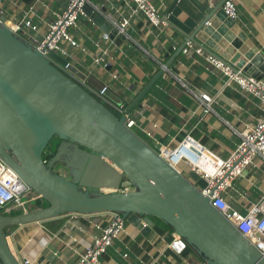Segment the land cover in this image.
I'll list each match as a JSON object with an SVG mask.
<instances>
[{"label": "water", "instance_id": "water-1", "mask_svg": "<svg viewBox=\"0 0 264 264\" xmlns=\"http://www.w3.org/2000/svg\"><path fill=\"white\" fill-rule=\"evenodd\" d=\"M211 1L179 52L193 42L233 73L264 81V55L225 13V0ZM84 10L110 38L126 39L100 12L89 5ZM30 40L0 24V156L48 206L15 215L0 207V264H22L9 244L8 227L64 213L106 212L121 213L144 234H163L154 219L163 220L172 229L170 238L176 232L181 246L190 245L209 264H264L261 252L199 192L196 186L207 183L197 171L178 172L157 153V143H147L125 125L126 115L58 68L54 61L71 67L66 58L54 51L45 56ZM165 71L160 68L144 83L126 114L140 106ZM55 137L61 141L46 162L44 150ZM182 152L198 158L180 146L177 153ZM58 163L66 164L69 178L54 172ZM126 187L131 189L119 191Z\"/></svg>", "mask_w": 264, "mask_h": 264}, {"label": "crops", "instance_id": "crops-1", "mask_svg": "<svg viewBox=\"0 0 264 264\" xmlns=\"http://www.w3.org/2000/svg\"><path fill=\"white\" fill-rule=\"evenodd\" d=\"M66 1L0 0V11L8 20H15L34 6L35 12L30 16L39 29H26L24 35L42 37L48 23L54 20V13L62 10ZM151 1L164 22L159 27L143 13L135 12L132 0H92L108 20L128 18L129 37L123 41L115 39L107 56L102 53V48L106 47L102 40L104 31L92 24L86 14L82 15L78 26L71 29L79 45H68L70 55L67 59L74 68L75 78L94 90L106 86L105 103L128 107L138 90L144 88V83L160 68L166 69L148 96L130 114L136 120L134 131L147 143H157L156 150L162 146L175 149L191 134L209 151L227 159L241 141L240 132L253 126L262 115L261 100L235 81L228 84L229 77L223 68L208 60L206 52H197L200 47L193 42L189 53L179 52L186 35H193L205 18L207 8L212 6L211 0ZM236 5V21L264 55V0H237ZM102 7H106V11ZM214 47L219 44L215 43ZM96 56H101L108 66L96 64ZM194 93L198 96L209 94L214 100L208 106ZM199 163L203 168L208 167L204 160ZM58 164L68 174L66 164ZM113 189L104 188L105 191ZM263 193L264 162L258 158L234 179L226 195L237 209L246 212L247 205L260 200ZM154 220L163 234L154 230L144 234L126 220L125 231L101 256L100 264H198L202 261L190 245L179 244L181 238L176 232L173 231L170 238L172 229L163 220ZM106 221V213H64L54 219L11 227L7 229V236L20 260L25 256L36 260L32 264H73L79 255L67 247L70 236L78 237L76 248L83 250V246L90 243L91 235L98 232L96 224L105 225ZM176 240L178 242L173 244Z\"/></svg>", "mask_w": 264, "mask_h": 264}, {"label": "built area", "instance_id": "built-area-1", "mask_svg": "<svg viewBox=\"0 0 264 264\" xmlns=\"http://www.w3.org/2000/svg\"><path fill=\"white\" fill-rule=\"evenodd\" d=\"M132 1L135 4V12L143 13L153 25L159 27L164 23L158 8L151 0ZM236 1L237 0H225L223 4L225 13L234 20L238 19ZM89 4H92L91 7L93 11L100 12L99 9L95 7V4L92 3V0H67L62 10L54 13V20L48 23V29L44 35L42 37H31L30 41L33 46L40 50L45 56H48L50 52L54 51L67 59L70 55L68 45L71 47H77L79 45L78 41L71 33V29L78 26V22L82 15L86 14L84 10L85 6ZM34 9V6L31 7L22 18L15 20L6 19V21L2 19L4 15L3 12L0 11V24L6 25L13 33L21 36H24L26 29L38 31V25L34 23L30 16L31 12H35ZM89 20L94 24L91 17H89ZM111 22L118 29L119 35H124L126 38L129 37L127 29L130 25V20L128 18ZM102 40L106 43V47L102 48V53L108 56L111 47L115 44V39L110 38L108 34L104 33ZM97 45L100 46V44ZM193 47L194 45L188 42L184 48V52L189 53V50ZM196 50L204 54L202 49L198 48ZM208 56V60L223 68L224 72L229 77L228 84L235 81L240 84L242 89L246 90V92H249L261 100L262 115L253 126L247 127L240 132L241 141L231 151L227 159H222L220 156L209 151L205 146L197 142L191 134H188L177 148L170 149L166 146H162L157 149V153L182 174H184L182 165L197 171L207 183L205 187L196 186L199 192L203 196L208 197L211 205L236 227L264 256V193L260 200L247 205L246 212L237 209L226 195L234 179L241 176L248 166L254 164L256 159L259 158L264 162V81L257 80L253 77H243L237 73H233L229 68L221 65L216 59L210 55ZM94 61L96 64H102L105 68L108 66L101 56H96ZM54 62L58 68L67 72L68 66H63L56 61ZM68 65H71L70 61ZM182 83L186 86V83L183 81ZM82 85L84 86V84ZM85 88L104 102V94L107 90L106 86L99 91L91 89L90 87ZM194 95L206 102L208 106H210L214 100L209 94L202 93L198 96L194 93ZM112 107L119 116L126 115L125 125L134 130L136 120L129 114H126L127 106L122 104ZM180 146L189 149L194 156H198L197 160H194V158L184 152L178 154L177 149ZM192 146L197 148L200 153L197 154L193 151L191 149ZM205 153L208 155H205ZM175 155L180 156L175 160ZM203 159L204 161L206 160L208 164L207 170L200 166L199 162H202ZM228 173L229 175H227ZM130 189V187L120 188L119 191ZM39 198L40 196L21 178L19 173L0 156V207L6 213L17 210L28 211L30 209V204L34 203ZM106 214V224H96L98 232L91 235L90 243L83 246V250L76 248L75 244L79 242L78 237L70 236V240L74 242V244L68 242L67 247L71 250H75L79 255L78 259L73 264H100L101 256L113 246L115 240L125 231L126 220L121 213L106 212ZM179 238L181 237L179 236ZM177 242L178 240L174 241L173 244ZM124 256L127 257L128 254H124ZM20 261L22 264H32L33 262L35 263L36 260L24 256ZM36 264L43 263L37 262ZM198 264L209 263L202 260Z\"/></svg>", "mask_w": 264, "mask_h": 264}, {"label": "trees", "instance_id": "trees-1", "mask_svg": "<svg viewBox=\"0 0 264 264\" xmlns=\"http://www.w3.org/2000/svg\"><path fill=\"white\" fill-rule=\"evenodd\" d=\"M56 138V142L55 143H52L53 141H51V143L46 147V149L44 150V153H43V159L48 162L57 152V148L59 146V143H60V139L58 137H55ZM182 168L184 170L185 173H187L190 169L187 167V166H184L182 165ZM54 170V169H53ZM48 206V202L45 201L44 199L42 198H39L37 199L35 202H34V206L31 208V209H37V208H42V207H46ZM3 212L5 214H11V215H15V214H19L21 212H23L22 210H17V211H13L11 213H6L4 210ZM11 227H8L7 229H9ZM6 229V230H7Z\"/></svg>", "mask_w": 264, "mask_h": 264}, {"label": "rangeland", "instance_id": "rangeland-1", "mask_svg": "<svg viewBox=\"0 0 264 264\" xmlns=\"http://www.w3.org/2000/svg\"><path fill=\"white\" fill-rule=\"evenodd\" d=\"M73 70H74V68H73V67H70V68L67 69V72H68L70 75H72V76L75 77L74 74H76V73L73 72ZM97 91H99V90H97ZM52 141H53L52 143H55V142H56V138H53ZM53 169H54V172H61V173H66V174H67V172L64 171V169H62V166H61L60 164H56V165H54V168H53ZM184 174H185V172H184ZM67 175H68V174H67ZM33 206H34V203L30 204V209H31ZM30 209H29V210H30Z\"/></svg>", "mask_w": 264, "mask_h": 264}, {"label": "bare ground", "instance_id": "bare-ground-1", "mask_svg": "<svg viewBox=\"0 0 264 264\" xmlns=\"http://www.w3.org/2000/svg\"><path fill=\"white\" fill-rule=\"evenodd\" d=\"M205 155H207V154L205 153ZM179 156H180V155H178V156H177V155H175V156H174V159H175V160H176V159H178V158H179ZM171 158H172V156H171ZM203 160H204V159H203ZM205 161H206V160H205ZM202 168H203V167H202ZM203 169H206V170H207V168H203Z\"/></svg>", "mask_w": 264, "mask_h": 264}]
</instances>
